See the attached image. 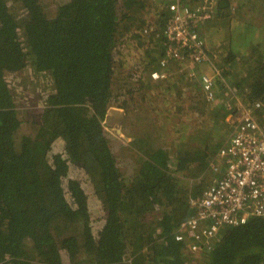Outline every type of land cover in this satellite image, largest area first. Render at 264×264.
I'll list each match as a JSON object with an SVG mask.
<instances>
[{
	"label": "trees",
	"instance_id": "1",
	"mask_svg": "<svg viewBox=\"0 0 264 264\" xmlns=\"http://www.w3.org/2000/svg\"><path fill=\"white\" fill-rule=\"evenodd\" d=\"M249 1L218 0L196 25L227 104L183 76L150 78L171 0H0V264H264V217L220 228L196 254L175 239L235 98L259 103L264 127V23L250 21ZM131 46L144 47L133 63ZM111 107L131 141L108 133Z\"/></svg>",
	"mask_w": 264,
	"mask_h": 264
},
{
	"label": "built area",
	"instance_id": "2",
	"mask_svg": "<svg viewBox=\"0 0 264 264\" xmlns=\"http://www.w3.org/2000/svg\"><path fill=\"white\" fill-rule=\"evenodd\" d=\"M217 1L200 0L193 7L184 0L168 3L169 16L163 29L164 50L159 60L160 68L150 73L154 81H168L176 74L197 80L207 103L218 102L217 81L224 80L196 25L213 17ZM151 27L145 26L140 32L149 35ZM187 64H208L212 74L192 71ZM225 86L224 91L232 94L226 83ZM235 102L239 105L237 112L240 115L234 122L237 112L233 117L229 116L235 126L217 154L223 171L201 195L189 198L192 214L180 223L175 236L177 241H185L195 254L201 246L210 249L220 228L244 224L251 217H264V127L254 116L260 104L255 102L245 106L238 98ZM212 169L219 171V166L212 165Z\"/></svg>",
	"mask_w": 264,
	"mask_h": 264
},
{
	"label": "crops",
	"instance_id": "3",
	"mask_svg": "<svg viewBox=\"0 0 264 264\" xmlns=\"http://www.w3.org/2000/svg\"><path fill=\"white\" fill-rule=\"evenodd\" d=\"M211 34H212V36H210V35H208V36L210 37V39H212L213 44L216 45L219 48L220 45H221V42L219 40H216L215 33L214 32H212ZM204 42H205V40H204ZM205 45H206V49H207V51L209 53V56L213 60V62H215V63L218 62L219 63V61H220L219 57L215 54L214 51L212 53V51L210 50V46L208 44H206V42H205ZM187 67L190 70H192V71H197V72H201L202 71V72L207 73V74H212V69H211V67L208 64L207 65H197V66L194 65V64H187ZM176 75L185 77L184 75H180V74H176ZM187 80H189V79H186L185 78L184 79V82L187 81ZM192 80L196 81L197 84H198V86L200 87L199 82L197 80H195V79H192ZM227 93H228V96L226 97L227 99H224L223 97H219L217 103H227V104H229V100H231L232 97H231V94L229 92H227ZM235 106H236V103H235L234 107ZM231 114L232 115H230V113L229 114H226L225 115L226 116L225 119L227 121L224 119L226 122H224V123L222 122V124H225V126H222V129L223 130L225 129V133L219 139L222 142L223 141L224 142L226 141V139L228 138V136L230 135L232 129L235 126V123H228L229 121H231V119L230 118L227 119V116H232L233 117V115H235V113H233V112ZM218 118H216V121L218 120ZM220 148L221 147L219 145L217 148L214 147V150L213 151L210 150V149H208V154L206 152V154H207V156H206V166H205L204 170H202L201 173L197 177H194V178L191 179V182L195 181L197 183V186H199V188H201L204 185L206 186L207 184L209 185L214 178L219 177L220 174L222 173L223 168L221 167V164L219 162V159L217 158V154H218V151H219ZM212 165H218L219 166V171L213 170L212 169Z\"/></svg>",
	"mask_w": 264,
	"mask_h": 264
},
{
	"label": "rangeland",
	"instance_id": "4",
	"mask_svg": "<svg viewBox=\"0 0 264 264\" xmlns=\"http://www.w3.org/2000/svg\"><path fill=\"white\" fill-rule=\"evenodd\" d=\"M240 0H232V7H234V8H236V7H238V5L240 4V2H239ZM251 1H253V0H251ZM251 1H249V3H245L244 5H247L246 7L247 8H249V9H251L252 11H250L249 12V15H248V17H249V19H250V21H252V22H254V23H256V24H261V23H264V0L262 1V2H259L257 5L255 4V6L254 7H251L250 6V4H252L251 3ZM239 8V7H238ZM120 11H121V13L123 12V10L122 9H120ZM152 17L151 16H149V19H151ZM142 48H144V47H135V46H131V49L129 48V50H131V52L133 51V53L132 54H130L128 57H127V60H129L131 63H133V62H136L137 60H138V58H141L142 57V54H143V52L141 51L142 50ZM135 50H139V51H135ZM216 64H218V62H216ZM29 76L30 75H28V77H27V79H28V83H27V85H31L33 88V90L32 91H34L35 92V96L37 95V96H39L40 95V91H38V90H34V89H36V86H37V84L36 83H33V82H31L30 81V79H29ZM45 76V75H44ZM20 78L18 77L16 80H19ZM43 79V78H42ZM44 80V79H43ZM20 81V80H19ZM14 82H16L15 80H14ZM21 83H22V81H20ZM41 83H42V85L46 88L47 86L45 85V84H43V81H41ZM41 83H40V89H42V85H41ZM15 85L16 86H19L18 85V83H15ZM31 89V88H30ZM16 90L17 89H13V95L15 96V101H16V103H17V106H18V108H20L19 110H22V111H24V109L27 107V105H28V102L26 101L25 103H23L22 101H21V98L20 97H18L19 95H15V92H16ZM217 98H219V97H217ZM237 106H239L238 104H237ZM115 108H118V107H115ZM26 111V110H25ZM238 111V110H237ZM27 112V111H26ZM231 122V121H230ZM124 126V125H123ZM106 128H107V130H108V133H110V136L113 138V139H116L117 141L119 140V142H125V140L124 139H122L118 134H116L115 133V131L114 132H112L107 126H106ZM123 128V127H122ZM122 128H120L119 130H121V131H123L122 130ZM225 133V129L224 130H220L219 132H218V134H220V136L221 135H223ZM128 137V136H127ZM128 138H130V137H128ZM200 261V259L199 258H197V260L194 262V264H200L201 262H199Z\"/></svg>",
	"mask_w": 264,
	"mask_h": 264
},
{
	"label": "water",
	"instance_id": "5",
	"mask_svg": "<svg viewBox=\"0 0 264 264\" xmlns=\"http://www.w3.org/2000/svg\"><path fill=\"white\" fill-rule=\"evenodd\" d=\"M239 115H240V112H237L232 122L237 121ZM123 118H124V111L122 109L111 107L108 109L106 113L104 123L112 132L115 131V133L118 134L122 139H124L126 142H129L132 139L125 136L122 133V131L119 130L120 128L123 127ZM228 118L229 116H227V119Z\"/></svg>",
	"mask_w": 264,
	"mask_h": 264
},
{
	"label": "clouds",
	"instance_id": "6",
	"mask_svg": "<svg viewBox=\"0 0 264 264\" xmlns=\"http://www.w3.org/2000/svg\"><path fill=\"white\" fill-rule=\"evenodd\" d=\"M122 133H123V131H122ZM124 134V133H123ZM125 135V134H124ZM126 136V135H125ZM126 142V141H125Z\"/></svg>",
	"mask_w": 264,
	"mask_h": 264
}]
</instances>
